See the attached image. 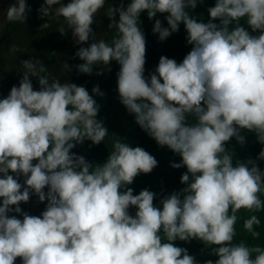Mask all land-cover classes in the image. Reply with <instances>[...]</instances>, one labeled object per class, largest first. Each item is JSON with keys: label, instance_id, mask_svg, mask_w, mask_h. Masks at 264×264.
I'll use <instances>...</instances> for the list:
<instances>
[{"label": "clouds", "instance_id": "obj_1", "mask_svg": "<svg viewBox=\"0 0 264 264\" xmlns=\"http://www.w3.org/2000/svg\"><path fill=\"white\" fill-rule=\"evenodd\" d=\"M106 2L42 0L38 29L63 21L58 32L70 33L76 48L70 59L81 61H65L67 73L101 76L119 65V102L158 146L180 157L170 166L186 169L185 187L162 195L159 206L157 193L134 194L129 185L158 161L115 135L102 164L74 152L109 138L94 98L105 93L98 84L90 93L52 77L37 57L22 59L18 83L0 97V264H197L177 240L210 247L217 259L204 264H264V246L234 242L242 209L250 213L243 229L261 236L264 147L235 164L226 148L233 138L243 147V132L264 146V0H215L207 22L192 15L205 0H119L104 12L115 30L110 42L97 40L93 28ZM32 11L27 0H13L6 18L25 23ZM142 13L160 42L184 26L191 50L182 61L161 55L145 75ZM32 196L46 202L40 215L21 208Z\"/></svg>", "mask_w": 264, "mask_h": 264}, {"label": "rangeland", "instance_id": "obj_2", "mask_svg": "<svg viewBox=\"0 0 264 264\" xmlns=\"http://www.w3.org/2000/svg\"><path fill=\"white\" fill-rule=\"evenodd\" d=\"M206 1L207 0H205V2ZM11 2H13V0H0V40L2 34H4L5 31L7 32L5 40L0 42V75L4 77L3 80H0V97L6 96L10 87L18 83L20 74L24 71L21 63L22 59L37 57L44 62L52 77L60 79L61 81L70 80L78 85L86 84L85 87L90 93L92 87L98 84L105 93L102 97L96 96L94 98L101 106L98 119L104 121L108 129L109 138H106V141L99 145H92L90 141H85L84 144L81 145V149H84V152L82 153L81 151V153L86 154L85 157L88 161L93 164H102L106 161L112 150L110 137L113 135L122 138L125 143L133 147H136L137 139L139 142H147L148 139L152 141V138L135 123L134 116L130 115L119 102L118 93L116 91V72L119 70V65L112 62L111 72L105 71L101 76L77 75L75 71L67 73L63 68L65 61L69 63H81V61L70 59L76 51V48L71 41L70 33L69 37L66 38L62 37L58 32L59 23L63 21H52L50 28L39 30L38 27L42 21L37 19L36 9L40 6L42 0H27L28 4L33 9L27 22H9L6 18V10ZM65 2H67V0H65ZM118 2L119 0H112V2L107 0L105 9L100 10L97 14L96 23L93 25L96 32V39L99 35L96 31V27L101 16L109 4ZM125 2H127V0H125ZM205 2L202 5H198L192 15L207 22L209 17L207 12L208 8L205 9ZM214 2L215 1H213V3ZM157 18L162 20L164 26H167L162 15L158 14ZM140 19L142 21L141 28L146 35L147 41L145 75L155 69L161 55L173 58L179 63L191 50V45H188L185 39L186 32L183 25L180 26V30L177 33L171 35L166 41L160 42L157 37L152 34L153 21L147 18V14L142 13ZM13 45L18 48V51L14 54L10 53V48ZM31 79L33 80L34 87L38 88L36 78L33 77ZM129 187L133 188V184L129 185ZM28 206V203L21 204L22 210L31 215H36V212L32 208L29 209ZM129 211L130 214H132V210L129 209ZM17 260V264H20L19 258Z\"/></svg>", "mask_w": 264, "mask_h": 264}, {"label": "trees", "instance_id": "obj_3", "mask_svg": "<svg viewBox=\"0 0 264 264\" xmlns=\"http://www.w3.org/2000/svg\"><path fill=\"white\" fill-rule=\"evenodd\" d=\"M110 1L112 2V0ZM213 1L215 0H207L205 2V9L214 6L215 2L213 3ZM108 23L109 21L104 16L103 13L96 27L97 28L96 31L99 34L97 40L104 39L108 42L111 41L112 37L115 34V30L109 29L107 27ZM240 23L247 28V25L244 20H241ZM6 34H7L6 31L4 32V34H2L0 42L5 40ZM79 85L85 86L86 84H79ZM189 122L194 123L195 122L194 118L189 117ZM242 134L246 136V140H247L246 144L243 147H241L234 138L226 144V148L231 149L235 153V157L233 160L234 164L237 159L245 160L249 157L254 159L260 152L261 148L264 147L260 145L258 142H256V138L254 134L247 132H243ZM136 146L144 147L146 151H148L151 155H153L156 158V160L158 161V165L156 168L153 169L151 173L148 174L142 173L135 178L133 183L134 193L138 194L143 189H148L154 193H157L158 195L156 200H154V203L157 206H159V199L161 198L162 195L170 194L173 191H179L181 188L185 187V185L180 183V177L182 173L186 171V169L185 168L173 169L170 166L171 163L179 162L180 157L174 154L167 147L158 146L153 139L152 141L148 139L147 142H139V140L137 139ZM81 148H82L81 145H78L75 149H73V151L76 152L77 154H81L85 156L86 154H82L84 152V149ZM259 167L262 170H264V161L259 162ZM261 198L264 199V196H262ZM45 204L46 202L39 203L37 198L35 196H32L28 203V205L30 206V207L28 206V208L29 209L32 208L36 212V215H40V213L45 208ZM130 209L132 210V215H134L136 211L135 208H130ZM249 215L250 213H248L243 209L238 213L240 219L237 221V225H236L237 236L234 242L238 243L240 240H244L249 245L259 244L261 246H264V211L256 213V215H258L261 220V225L256 229L261 233L259 239H253L251 237V234L243 229V220L246 219ZM174 243L176 246L186 248L188 250V253L195 257L197 264H204V262L207 260L211 259L215 261L217 259V257L210 255L211 248L205 246L199 240H192L190 242L177 240ZM17 261L16 264L18 263Z\"/></svg>", "mask_w": 264, "mask_h": 264}]
</instances>
